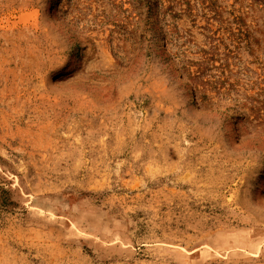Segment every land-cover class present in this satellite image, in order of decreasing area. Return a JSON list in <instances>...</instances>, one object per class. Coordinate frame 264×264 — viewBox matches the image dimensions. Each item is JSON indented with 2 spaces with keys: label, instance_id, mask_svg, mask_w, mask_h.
Wrapping results in <instances>:
<instances>
[{
  "label": "rangeland",
  "instance_id": "374dc122",
  "mask_svg": "<svg viewBox=\"0 0 264 264\" xmlns=\"http://www.w3.org/2000/svg\"><path fill=\"white\" fill-rule=\"evenodd\" d=\"M0 0V264H264V0Z\"/></svg>",
  "mask_w": 264,
  "mask_h": 264
},
{
  "label": "bare ground",
  "instance_id": "6f19581e",
  "mask_svg": "<svg viewBox=\"0 0 264 264\" xmlns=\"http://www.w3.org/2000/svg\"><path fill=\"white\" fill-rule=\"evenodd\" d=\"M52 1L53 0H46L44 2V9H45V11H50L51 10L52 4H53Z\"/></svg>",
  "mask_w": 264,
  "mask_h": 264
}]
</instances>
